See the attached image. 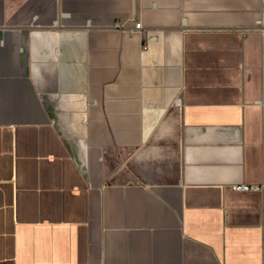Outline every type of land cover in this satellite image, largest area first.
Listing matches in <instances>:
<instances>
[{
    "label": "crops",
    "instance_id": "crops-1",
    "mask_svg": "<svg viewBox=\"0 0 264 264\" xmlns=\"http://www.w3.org/2000/svg\"><path fill=\"white\" fill-rule=\"evenodd\" d=\"M0 264H264V0H0Z\"/></svg>",
    "mask_w": 264,
    "mask_h": 264
},
{
    "label": "built area",
    "instance_id": "built-area-1",
    "mask_svg": "<svg viewBox=\"0 0 264 264\" xmlns=\"http://www.w3.org/2000/svg\"><path fill=\"white\" fill-rule=\"evenodd\" d=\"M135 29L136 30L141 29V24L140 23H137L135 25ZM235 188L238 191H249V190L257 189V186H253V185H237Z\"/></svg>",
    "mask_w": 264,
    "mask_h": 264
}]
</instances>
